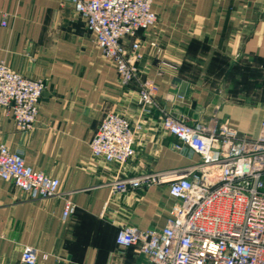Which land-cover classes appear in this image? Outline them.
<instances>
[{
  "label": "crops",
  "instance_id": "obj_1",
  "mask_svg": "<svg viewBox=\"0 0 264 264\" xmlns=\"http://www.w3.org/2000/svg\"><path fill=\"white\" fill-rule=\"evenodd\" d=\"M156 27L142 31L140 78L159 86L168 113L205 125L235 126L256 139L264 121V0H155ZM8 14V26L1 25ZM163 62L159 63V59ZM0 61L29 79L47 80L35 129L24 134L0 109V134L26 164L62 182L58 198L32 202L0 180V264H18L22 249L50 255L44 264H147L137 248L121 251L122 226L162 230L176 202L167 187L113 198L108 174L92 162L91 142L109 112L143 121L140 156L147 172L198 163L173 150L160 130L161 112L142 118L136 83L124 88L80 16L60 0H0ZM187 83L184 97L179 96ZM171 97V100L167 99ZM66 200L77 213L63 220Z\"/></svg>",
  "mask_w": 264,
  "mask_h": 264
},
{
  "label": "built area",
  "instance_id": "obj_2",
  "mask_svg": "<svg viewBox=\"0 0 264 264\" xmlns=\"http://www.w3.org/2000/svg\"><path fill=\"white\" fill-rule=\"evenodd\" d=\"M154 1L60 0L62 8L72 7L83 20L121 85L137 84L142 118L161 112V132L178 141L173 150L199 158L193 166L160 173L132 167L140 156L144 122L133 121L124 110L104 115L90 147L93 164L108 174L106 186L112 197L167 187L176 202L162 230L122 226L116 239L118 256L137 248L147 264H264V121L258 138L250 139L227 122L189 123L166 112L158 98L159 86L140 78L139 34L159 23ZM8 17L1 15L3 27L8 26ZM46 89L47 80L26 78L0 61V109L22 133L35 129ZM0 180L13 184L32 202L61 195V180L28 166L24 154L12 152L1 134ZM76 213L77 206L66 200L63 220ZM49 259V254L24 247L18 264H44ZM108 264L122 263L115 257Z\"/></svg>",
  "mask_w": 264,
  "mask_h": 264
},
{
  "label": "water",
  "instance_id": "obj_3",
  "mask_svg": "<svg viewBox=\"0 0 264 264\" xmlns=\"http://www.w3.org/2000/svg\"><path fill=\"white\" fill-rule=\"evenodd\" d=\"M187 90V83H182L181 88L179 90V96L184 97Z\"/></svg>",
  "mask_w": 264,
  "mask_h": 264
}]
</instances>
